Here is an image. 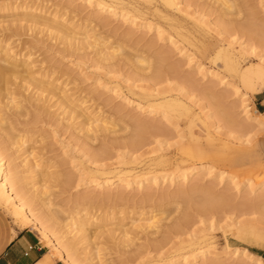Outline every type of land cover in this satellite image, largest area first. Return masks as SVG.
<instances>
[{"label": "rangeland", "instance_id": "rangeland-1", "mask_svg": "<svg viewBox=\"0 0 264 264\" xmlns=\"http://www.w3.org/2000/svg\"><path fill=\"white\" fill-rule=\"evenodd\" d=\"M234 1L223 31L217 0H0L1 45L51 87L66 83L77 108L75 118L73 105L19 78L0 100V149L19 172L15 186L78 264H264V116L238 71L264 59V0ZM94 38L121 45L116 59ZM158 100L172 103L174 118L153 111L163 110ZM185 171L199 175L183 180ZM109 179L122 181L93 186ZM0 206L27 223L1 196Z\"/></svg>", "mask_w": 264, "mask_h": 264}, {"label": "bare ground", "instance_id": "bare-ground-1", "mask_svg": "<svg viewBox=\"0 0 264 264\" xmlns=\"http://www.w3.org/2000/svg\"><path fill=\"white\" fill-rule=\"evenodd\" d=\"M82 1H86V2H94L95 0H82ZM164 1V3L165 4H167L168 6H171V7H174V8H178V0H163ZM217 1H220L221 2V4H222V6H223V10H222V12H221V17L219 16V18H220V23H221V25L223 26V31H225V30H229V29H231L230 27V25H232L231 24V20L229 21V20H227V19H225V16L224 15H227V14H230L231 13V11H232V9L235 7V1L234 0H217ZM98 2V1H97ZM99 3H100V1H99ZM70 6V5H69ZM104 6V5H103ZM181 11V10H180ZM221 11V10H220ZM129 13L128 12H122L121 14H120V16H122V18H124V19H126V18H128L129 16ZM134 18V17H133ZM36 19V18H35ZM44 19V18H43ZM29 20V19H28ZM34 20V19H33ZM66 20V19H65ZM40 21V20H39ZM42 21V20H41ZM44 21V20H43ZM68 21V20H67ZM31 22L32 23H37V21H35V22H33L32 20H31ZM47 22V21H46ZM219 22V21H218ZM36 23H35V25H36ZM39 23V22H38ZM69 23V22H68ZM105 23V22H104ZM133 23V22H132ZM100 24V23H99ZM7 25V24H6ZM8 25H10V24H8ZM46 25V24H45ZM54 25V24H53ZM65 25V24H64ZM3 27V26H2ZM54 27V26H53ZM53 27H51V28H53ZM56 27V26H55ZM63 27V26H62ZM5 28V27H4ZM49 28H50V26H49ZM7 29H9L12 33H14L15 34V32L17 31V29H18V31H19V27H17L16 28V26H11V27H9V28H7ZM53 30V29H52ZM65 30V29H64ZM54 31H56L55 29H54ZM72 31H74V30H72ZM61 32V31H60ZM65 32V31H64ZM75 32V31H74ZM221 33H222V31H221ZM7 34V33H6ZM9 34V33H8ZM8 34H7V36H8ZM67 34H69L68 32H67ZM71 34V33H70ZM71 35H73V34H71ZM6 36V35H5ZM62 36V35H61ZM87 38L89 37V35L87 36V34L85 35ZM85 37V38H86ZM6 38V37H5ZM68 38V37H67ZM69 38H71V36H69ZM86 38V39H87ZM96 38V37H95ZM94 38V41L93 42H95L96 44H100V45H98L99 46V50L101 51V54L102 53H104V58L105 59H107V60H113V58H115V55H116V53H117V51H119L120 49H121V45H119L118 47H112V48H109V49H111V51H108V52H106L105 53V50H106V45L104 44V43H101V42H99V40H97V39H95ZM170 38H172V37H170ZM3 39L4 38H0V42L1 41H3ZM64 39H65V37H64ZM77 39V38H76ZM7 40V39H6ZM62 40H63V37H62ZM68 40H70V42H71V39H68ZM75 41V40H74ZM88 41V40H87ZM171 41V43H175V41L173 40V39H171L170 40ZM264 41V40H263ZM73 43V39H72V42H71V44ZM81 43H83V40H82V42H80V44ZM91 43V42H90ZM87 44H89L88 42H87ZM90 45V44H89ZM227 45L228 46H230L231 45V42H228L227 43ZM241 45V44H240ZM75 46V45H74ZM80 46V45H79ZM79 46H77V47H79ZM80 47H86L85 46V41H84V43L82 44V46H80ZM110 47V46H109ZM242 47V46H241ZM75 49H77L76 48V46H75ZM108 49V48H107ZM108 49V50H109ZM104 50V51H103ZM107 51V50H106ZM160 54H162V53H160ZM164 54V53H163ZM157 56H159L158 54H157ZM28 58H30V57H28ZM116 59V58H115ZM159 59H160V57H159ZM133 60V59H132ZM164 60V59H163ZM263 58L261 57V61L260 62H254V63H251V64H248V65H246V66H242V65H238V71H239V74H240V77H241V79H242V82L247 86V88H248V90L250 91V93H253V94H256L257 92H260V89L262 88V86H263V84H264V62H263ZM156 61V60H155ZM138 62H140V63H145V59L144 58H137V63ZM157 62H159V61H157ZM145 64H147V63H145ZM158 67V66H157ZM156 69V68H155ZM158 69L159 68H157V71H158ZM35 73H36V70L34 69V67H33V63L31 62V61H28V59H25L24 58V56L23 55H20V54H18V53H13V52H11V50H10V48L9 47H6V46H4V45H1V43H0V100H1V98L3 97V91H4V89H7V86L8 85H10V84H12V83H15L16 82V80H17V78H19V80L21 79V80H24L25 82L26 81H28V80H31V81H33V82H31V83H34V85L36 84V82H38L37 84H39V82L40 83H42V86H43V88H42V86H39V87H41L40 89V92L42 93V92H47L49 95H52V96H54V97H58L59 99H61L60 101H62V102H66V106H65V108L67 109L68 107L67 106H71V105H73L72 103V99L71 98H69L68 97V95H65V93H66V91H65V85H66V83L64 84V85H60V84H62V83H60L59 84V86H58V88H54V87H51L50 86V84L49 83H51L50 82V77L49 76H45V74H44V76H36L35 75ZM49 77V78H48ZM52 77V76H51ZM55 78V77H54ZM53 80H55V79H53ZM15 81V82H14ZM46 81V82H45ZM29 82V83H30ZM55 82V81H54ZM30 83V84H31ZM46 83V85L48 86L47 88H46V86L44 87V85L43 84H45ZM40 85V84H39ZM53 86H54V84H53ZM57 86V85H56ZM37 87V86H36ZM38 88V87H37ZM15 90H17V89H15ZM115 92H117V94H121L120 92H118V91H116V90H114ZM13 92H15L14 91V89H13ZM40 93V94H41ZM48 94H45V95H48ZM65 96H64V95ZM122 95V94H121ZM147 95H148V93H147ZM123 96V95H122ZM151 96V95H150ZM47 97V96H46ZM49 97V96H48ZM58 98H56V99H58ZM13 99V98H12ZM14 100V99H13ZM12 100V101H13ZM45 100V99H44ZM125 100L127 101V102H131V103H135V104H137L138 106H140V107H142V103L140 102V101H137V100H132V99H130V98H125ZM14 101H16V100H14ZM13 101V102H14ZM159 101V100H158ZM160 102V101H159ZM16 103V102H15ZM32 103V102H31ZM61 105H62V103H60ZM64 104V103H63ZM65 105V104H64ZM75 105V104H74ZM73 105V107L71 106L70 107V109L68 110V112L70 111L72 114H70L71 116H74L76 113L75 112H77V108H75L74 109V106ZM76 105H77V103H76ZM79 105V104H78ZM157 105L159 106V107H163V110H157V109H154L153 111H155V113H157V114H159V116H161V118L162 119H165V120H170V119H172V118H174L173 116H174V113L172 112L173 111V109H172V103L171 102H169V101H162V102H160V103H158L157 102ZM14 106L16 107V108H20L21 107V104H20V102L18 101L16 104H14ZM23 106V105H22ZM47 104L44 106L43 104L42 105H40V107H41V111H47ZM63 106V105H62ZM81 106V105H80ZM155 106V105H154ZM38 108V107H37ZM83 108V107H82ZM39 110V109H38ZM67 110H65V112H66ZM83 111V110H82ZM81 111V112H82ZM86 111V110H85ZM84 112V111H83ZM75 113V114H74ZM78 113H80L79 111H78ZM85 113H87V112H85ZM74 114V115H73ZM79 115V114H78ZM247 117H249V116H247ZM1 118V117H0ZM75 118H76V115H75ZM176 118V117H175ZM3 123V120L1 121V119H0V125L2 126V123ZM81 125H82V123H80ZM85 123L82 125V127L81 128H84L85 126ZM142 125V124H141ZM7 128H9V127H7ZM7 128H5V129H7ZM88 128V127H87ZM89 130V129H88ZM90 131V130H89ZM195 131V130H194ZM197 133V132H196ZM190 136H191V139H194V141H195V143L197 144V142H196V140H197V136H196V134L195 133H193V132H190ZM213 138V137H212ZM1 140V139H0ZM3 142V141H2ZM1 142V143H2ZM5 143H6V141H5ZM189 143V142H188ZM199 143V142H198ZM194 145V144H193ZM199 145V144H198ZM3 146V145H2ZM4 146H5V144H4ZM196 147H197V145H195ZM2 149H0V196H1V198H5V199H7L8 201H10L11 203H13L14 205H15V207H16V213H18L19 215H20V217L23 219V221L25 220V222L27 221V223H30L34 228H36V229H38L39 230V232L43 235V237L46 239V240H48L49 241V243H52L53 245H54V248L59 252L58 254H60V256H62V258L66 261V262H68V264H76L77 262H76V260H74L71 256V252L70 251H68L63 245H62V243L60 242V241H58L55 237H54V235H53V233H51V231L49 230V228L46 226V225H44L42 222H41V220L36 216V215H34L31 211H30V209H29V204L27 203V201H25L23 198H21V196H20V193L22 194V191H23V189H22V191H20V193H19V189H18V187H16L15 185H17V184H19L18 182H19V178H20V175H19V172L16 170V165L15 164H13L12 163V166H11V168L9 167L11 164H10V160L8 161L9 162V164H8V162L6 161V157L4 156V153H3V147H1ZM5 148H7V147H5ZM198 148H200V147H197V149H196V153H198V155H200V153L201 152H199V149ZM201 151V150H200ZM195 154V153H194ZM12 159H13V157H12ZM15 159V158H14ZM12 162H14V161H12ZM171 164V163H170ZM189 167H186V170L188 169ZM185 170V169H184ZM199 171H195V172H192V171H185V172H183L181 175H182V178H183V180H186L187 178H188V176L190 175V174H192V175H195V176H197V175H199V173H198ZM223 178V177H222ZM231 178V177H230ZM119 179V178H118ZM118 179H109V180H102V181H96V182H94L93 183V186H97V185H100V186H109V185H113V184H121L120 182L122 181V180H120V181H118V183H116V181L118 180ZM175 179V177H172L171 178V180H174ZM231 179H233V178H231ZM221 180V179H220ZM128 182H130V181H128ZM142 181H140V183H141ZM20 187V186H19ZM21 188V187H20ZM21 190V189H20ZM23 194H25L24 192H23ZM26 195V194H25ZM84 198H87V197H84ZM28 200H29V198H28ZM145 201V200H144ZM47 213V212H46ZM17 214V215H18ZM47 216V215H46ZM132 216V215H131ZM43 217V216H42ZM126 217H127V215H126ZM126 217H120L119 216V218H121V219H124V218H126ZM114 218V217H113ZM155 218V217H154ZM127 219V218H126ZM159 221V220H158ZM26 223V224H27ZM155 224H156V222H154ZM150 224V226H152L153 228H154V225L155 224ZM26 224H24V225H26ZM180 226V225H179ZM143 227V226H142ZM175 227H178V226H176L175 225ZM155 229V228H154ZM172 229V228H171ZM66 233H71L72 232V230L71 229H69V228H67L66 230ZM129 231V230H128ZM126 232L127 234L128 233H131V232ZM125 233V232H124ZM127 236H129V235H127ZM164 237V236H163ZM166 238V237H165ZM133 239V238H132ZM189 241V240H188ZM194 243V242H193ZM192 243V244H193ZM197 242L195 241V243L194 244H196ZM205 243V242H204ZM207 243V242H206ZM209 243V242H208ZM74 243L73 242H69L68 243V248H73L74 249V245H73ZM159 244V243H158ZM189 244V243H188ZM52 245V246H53ZM182 245V244H181ZM186 245V244H185ZM191 246V245H190ZM177 248V247H176ZM181 248V247H180ZM207 248H209V247H207ZM205 249V248H204ZM190 251H189V253L191 252V255H192V257L194 258L195 256H196V250L197 249H195V248H190L189 249ZM238 250V249H237ZM237 250H235V252L234 253H237V252H239V251H237ZM233 253V254H234ZM202 254H205V251H203L202 250ZM238 254V253H237ZM243 258H245V259H248V260H251V259H253L252 258V255H250V254H248V253H243ZM164 259V258H163ZM259 259H260V262H262V263H264V258L260 255L259 256ZM162 260V259H161ZM167 260H169V259H167ZM176 262H178V261H176V260H172V261H168V262H166V264H175ZM165 263V262H164ZM78 264V263H77ZM206 264V263H205ZM207 264H217V263H214L213 261L212 262H207ZM219 264V263H218Z\"/></svg>", "mask_w": 264, "mask_h": 264}, {"label": "crops", "instance_id": "crops-1", "mask_svg": "<svg viewBox=\"0 0 264 264\" xmlns=\"http://www.w3.org/2000/svg\"><path fill=\"white\" fill-rule=\"evenodd\" d=\"M254 106L264 116V84L256 93ZM0 264H63V261L52 254L34 227L18 224L0 206Z\"/></svg>", "mask_w": 264, "mask_h": 264}, {"label": "trees", "instance_id": "trees-1", "mask_svg": "<svg viewBox=\"0 0 264 264\" xmlns=\"http://www.w3.org/2000/svg\"><path fill=\"white\" fill-rule=\"evenodd\" d=\"M259 254L264 257V252H259Z\"/></svg>", "mask_w": 264, "mask_h": 264}]
</instances>
